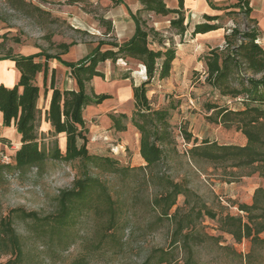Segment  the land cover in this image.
Wrapping results in <instances>:
<instances>
[{
	"label": "rangeland",
	"instance_id": "obj_1",
	"mask_svg": "<svg viewBox=\"0 0 264 264\" xmlns=\"http://www.w3.org/2000/svg\"><path fill=\"white\" fill-rule=\"evenodd\" d=\"M215 2L226 7L220 0ZM233 3L235 0L229 5ZM253 4V16L264 21V0H253ZM138 5V0H124L122 4L115 0H0V60H7L8 69L15 73L13 84L0 83V220L11 216L23 243L24 264H74L76 261L83 264H141L153 249L170 246L173 226L169 220H161L158 210L151 205L158 180L147 183L142 172L134 173L127 180L102 176L108 180L116 200L117 227L106 232V217L89 212L77 218L70 238L61 242L52 238L40 221L24 212H36L40 218L53 214L60 191L69 188L80 175L78 162L49 161L41 169L32 167L25 172L17 167L16 152L21 146L25 127L37 130L42 145L45 143L49 147L55 139L49 132L41 131L42 115L51 97L50 87L43 84L41 73L28 76L18 61L37 53L63 55L65 53L59 47L63 42L83 43L90 51L99 39L105 38L106 29L100 23L101 18H110L128 10L129 6L136 8ZM168 5L174 4L168 0ZM175 6H178L177 2ZM223 13L222 10L220 14ZM143 16L164 36L173 38L180 51L170 77L155 79L148 91L156 107L165 106L172 100L179 105L172 115L176 147H171L162 171L175 180H186L219 214H238V204L252 203L256 188L264 187V178L258 172L248 174L250 169H236L233 175H224L221 169L209 164L196 166L188 150L195 139L199 143L209 139L221 144L245 145L247 138L240 130L209 122L207 115L210 112L204 107L206 101L227 103L231 108H240L241 104L219 97L205 83L204 65L200 62V57L207 52L204 42L192 40L188 33L181 38L170 27V17L154 13H143ZM224 23L232 25L227 19ZM219 43L212 41V45ZM153 47L158 46L153 44ZM43 60L44 56L35 59ZM53 63H56L55 59L49 61L51 68ZM100 69L107 74L106 83L112 76L119 78L128 69L133 70L134 83L146 78L144 68L135 60L107 61ZM57 77L60 88L71 86L64 71H58ZM27 86L35 90L25 95ZM133 109L132 101L123 103L115 96L85 109L91 153L117 154L122 164L139 166L140 157H135L133 146L121 151V137L109 130L111 113L131 115ZM25 117H29L26 124L23 123ZM182 126L192 134L190 142L184 139ZM183 201L184 197L180 196L178 204ZM199 227L207 235L204 243L195 247L196 258L203 264H264V244L253 246L248 240L236 243L232 236L219 230L217 220L209 217H204ZM260 237L264 239V232ZM182 256L183 253L179 255ZM8 257L0 254V263Z\"/></svg>",
	"mask_w": 264,
	"mask_h": 264
},
{
	"label": "trees",
	"instance_id": "obj_2",
	"mask_svg": "<svg viewBox=\"0 0 264 264\" xmlns=\"http://www.w3.org/2000/svg\"><path fill=\"white\" fill-rule=\"evenodd\" d=\"M140 7L129 13L135 21L134 36L123 42L116 41L112 19L101 18L105 26L104 39H99L89 53L76 62H67L60 54L37 53L23 57L18 64L25 67L28 76L37 73L43 75L44 85L51 90L45 120L52 126L49 132L55 139L47 147L40 143L37 130L30 126L22 131V142L17 150V167L25 172L28 168H43L49 161L78 162L80 175L74 178L69 188L62 189L57 197L56 211L40 218L36 212L26 213L40 221L51 235L63 242L71 236V228L77 218L89 212L103 214L106 217L105 231H111L118 225L119 213L116 208L108 180L102 176L121 177L125 180L134 173H143L147 183H156L158 187L151 205L158 210L161 220L167 219L173 226L172 238L168 248H155L141 264H203L196 258L195 247L204 243L207 235L200 231L204 217L217 220L219 230L233 237L236 243L245 240L254 245L264 244L260 234L264 232V187L254 191L252 203L238 204V214L227 212L219 214L203 197L193 190L186 180H175L162 171L169 157L171 147H176V136L172 124L173 111L178 102L169 101L167 105L156 107L149 97V86L155 79L169 78L177 49L173 38H167L160 30L150 25L143 13L170 17V27L183 38L189 29L185 0H178L177 7L168 5V0H138ZM122 4L124 0H115ZM214 9L223 10V14L204 15V20L195 24L191 36L226 28L224 44L210 48L202 57L205 83L216 91L221 98L240 102V108H231L227 103L206 101L205 109L210 112L207 120L225 128L236 127L247 138L245 145L221 144L218 141L204 139L188 150L190 159L196 166L202 164L219 168L224 175H233L234 170L250 169L264 178V45L259 20L253 16L251 0H235L224 8L209 1ZM232 21L227 27L225 21ZM87 34V32H83ZM76 44L63 42L59 45L62 53H67ZM153 44L158 47L154 48ZM44 56L43 61H35ZM55 59L70 69V77L75 82L74 89H61L56 86V69L49 61ZM119 60H135L145 68V80L133 83L134 109L131 115L125 112L111 113L112 129L116 132L127 130V121L140 134V154L144 165L134 167L122 164L115 154L91 153L89 127L84 111L87 107L99 105L110 94H98L93 85L95 77L105 79L100 69L106 61L117 63ZM133 70L128 69L119 78L132 79ZM7 91L6 88H4ZM26 93L35 90L26 87ZM29 117L23 119L26 124ZM184 139L190 142L193 136L181 127ZM65 135L62 146L59 135ZM184 201L178 204L179 197ZM224 249H231L223 246ZM183 253L182 258L179 255ZM0 254L8 259L0 264H24L25 251L20 235L13 225L10 215L0 220ZM74 264H83L76 261Z\"/></svg>",
	"mask_w": 264,
	"mask_h": 264
},
{
	"label": "crops",
	"instance_id": "obj_3",
	"mask_svg": "<svg viewBox=\"0 0 264 264\" xmlns=\"http://www.w3.org/2000/svg\"><path fill=\"white\" fill-rule=\"evenodd\" d=\"M170 1L171 3L174 4L171 7H177L175 6V4L177 2V5H178V0H170ZM209 1H211L212 4H214L217 7H221L220 4L215 2L216 0L215 1L214 0H185V8H186L187 16H188V21H189V29L187 33L192 38V40L195 39L197 42H204V44L207 45V51L210 50V48L212 47L222 46L224 44V35L226 33V28H220L218 30L210 31V32L203 33V34H197L196 36H191V33L194 29L195 24L203 21L205 14L217 15V14H220V12L222 11V10L212 8ZM220 1L221 3L225 4V6L229 5V3L231 2V0H220ZM251 5L253 7V13H254L255 4H253V0H251ZM139 7L140 5H138L136 8H132L130 6L128 8L131 11L136 12ZM255 17L258 19L256 15ZM108 19H112L114 23L117 42L123 43L131 39L134 36L136 25H135V21L133 20L132 16L129 13V10L120 11L118 14L112 15ZM263 24H264V21L259 20V26L261 28V33H262L261 43L264 45ZM212 41H219L220 43L218 45H212ZM88 53L89 51L87 50V47L83 45V43H79V44H75L74 46H72L69 49V51L61 55V57L63 60L67 62H76L82 59ZM179 55H180V51L177 50V57L173 63V67L176 64V61L178 60ZM203 55L200 57V62L202 63H203L202 61ZM6 61L7 60H0V83H4V84L12 83L13 84L15 81V73L12 69H8L9 65L6 64L7 63ZM105 63H107V61ZM51 65H52V68L56 69V72L64 71V73L67 74L69 76V79L71 80V83H72L71 86L63 87L61 89H74L75 82L70 77V69L57 60H56V63H53ZM142 67L144 68L143 65ZM144 71H145V68H144ZM105 75L107 76L106 72H105ZM133 77H134V73H132V79H121V80L114 79L113 80L111 78V80L108 83L104 82L107 79V77H105V79H103L102 77H95L92 83L94 85L96 93L110 94L112 97L115 96L120 102L124 103L125 101H132V103L134 104V98H133L134 79ZM57 78L58 77L56 74V82H57ZM141 82L139 83L135 82V84L138 85ZM43 84H44V81H43ZM56 86H58L57 83H56ZM49 102L50 100L48 99L47 104L45 106L44 114L42 115L43 124L41 127V131H43L44 133L45 132L48 133L52 130L51 124L45 120V112L48 109ZM110 122L111 124H109V130L115 131L114 129L111 128L112 127L111 119H110ZM115 134H117L122 139L121 143L119 144V148L122 149L121 151H124V149L128 148L129 145H132L133 148L135 149V157H138V156L140 157L138 165H144L145 164L144 159L142 158L140 154V134L137 131V129L131 124V122L127 123L126 131L116 132ZM59 140H60L61 145L64 146L65 145V135L60 134Z\"/></svg>",
	"mask_w": 264,
	"mask_h": 264
}]
</instances>
